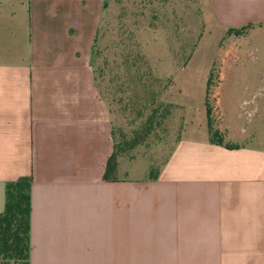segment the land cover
<instances>
[{
    "label": "crops",
    "instance_id": "obj_1",
    "mask_svg": "<svg viewBox=\"0 0 264 264\" xmlns=\"http://www.w3.org/2000/svg\"><path fill=\"white\" fill-rule=\"evenodd\" d=\"M196 1L230 39L215 94L223 143L189 105L156 179L132 155L112 181L94 60L107 0H0V213L6 186L31 177L30 264H264V96L259 86L231 112L222 91L232 38L264 42V0Z\"/></svg>",
    "mask_w": 264,
    "mask_h": 264
},
{
    "label": "rangeland",
    "instance_id": "obj_2",
    "mask_svg": "<svg viewBox=\"0 0 264 264\" xmlns=\"http://www.w3.org/2000/svg\"><path fill=\"white\" fill-rule=\"evenodd\" d=\"M102 25L97 49L100 55L96 53L94 59L96 84L118 135L120 130L130 135L142 122L124 109V104L118 101L121 94L111 95L114 86L110 84L111 76L120 70L112 68L123 62L126 45L122 41L130 31L134 32V41L154 74L169 83L162 99L173 104L172 116L132 152L135 157L153 162V172L158 171L187 123L190 106L194 108L191 113L195 120L199 111L206 110L213 129L220 127L222 112L215 94L221 90L222 54L230 39L219 35L211 15L196 0H107ZM232 39L237 50L222 91L225 104L231 112H236L241 109L242 100L258 92L259 86L264 96V42L253 34ZM114 43H119L117 49ZM210 71L212 82L206 92ZM216 111H220V116ZM142 163L141 158L134 161V171L129 175L139 174Z\"/></svg>",
    "mask_w": 264,
    "mask_h": 264
},
{
    "label": "trees",
    "instance_id": "obj_3",
    "mask_svg": "<svg viewBox=\"0 0 264 264\" xmlns=\"http://www.w3.org/2000/svg\"><path fill=\"white\" fill-rule=\"evenodd\" d=\"M103 27L104 25L95 39L94 54L97 53V56L100 55L97 49ZM248 29L249 27L229 30L228 35L243 36ZM122 42L126 45V53L123 62L112 68L120 70L111 76L110 84L114 85L111 95L116 97L121 94L118 101L124 104V109L130 111L136 120L142 122L130 135L123 130L118 135L114 126L112 127L114 149L105 174V179L112 181L116 180L119 160L131 157L132 152L145 144L157 128L167 124L174 110L173 104L165 103L162 99L169 83L154 74L139 45L134 41V32L130 31L127 39ZM114 47L117 49L119 43H114ZM211 75L207 91L212 82ZM209 128L213 141L222 144L219 132L213 129L210 121ZM157 176L158 171L151 172V179H156ZM31 185V177H22L6 186L5 210L0 213V264H30Z\"/></svg>",
    "mask_w": 264,
    "mask_h": 264
},
{
    "label": "built area",
    "instance_id": "obj_4",
    "mask_svg": "<svg viewBox=\"0 0 264 264\" xmlns=\"http://www.w3.org/2000/svg\"><path fill=\"white\" fill-rule=\"evenodd\" d=\"M214 110H216V108H215ZM219 112H220V111H216L215 114H216L217 116H220V115H219Z\"/></svg>",
    "mask_w": 264,
    "mask_h": 264
}]
</instances>
